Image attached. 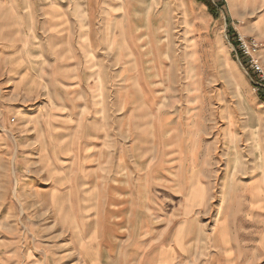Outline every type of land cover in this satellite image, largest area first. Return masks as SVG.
I'll return each instance as SVG.
<instances>
[{"label": "rangeland", "instance_id": "rangeland-1", "mask_svg": "<svg viewBox=\"0 0 264 264\" xmlns=\"http://www.w3.org/2000/svg\"><path fill=\"white\" fill-rule=\"evenodd\" d=\"M210 1L0 0V264H264V1Z\"/></svg>", "mask_w": 264, "mask_h": 264}, {"label": "built area", "instance_id": "built-area-1", "mask_svg": "<svg viewBox=\"0 0 264 264\" xmlns=\"http://www.w3.org/2000/svg\"><path fill=\"white\" fill-rule=\"evenodd\" d=\"M239 49L243 56L249 58V63L251 65L252 70L258 77V81L256 82V90L261 93V100L264 104V71L258 59H255L254 55L258 52V44L255 42H248L241 36L238 37ZM256 91V92H257Z\"/></svg>", "mask_w": 264, "mask_h": 264}, {"label": "trees", "instance_id": "trees-1", "mask_svg": "<svg viewBox=\"0 0 264 264\" xmlns=\"http://www.w3.org/2000/svg\"><path fill=\"white\" fill-rule=\"evenodd\" d=\"M197 1L200 2V3H204L207 6V8L209 9L210 13L212 15L216 16L215 6L210 0H197Z\"/></svg>", "mask_w": 264, "mask_h": 264}, {"label": "crops", "instance_id": "crops-1", "mask_svg": "<svg viewBox=\"0 0 264 264\" xmlns=\"http://www.w3.org/2000/svg\"><path fill=\"white\" fill-rule=\"evenodd\" d=\"M262 1H264V0H262ZM263 57H264V53H263Z\"/></svg>", "mask_w": 264, "mask_h": 264}, {"label": "bare ground", "instance_id": "bare-ground-1", "mask_svg": "<svg viewBox=\"0 0 264 264\" xmlns=\"http://www.w3.org/2000/svg\"><path fill=\"white\" fill-rule=\"evenodd\" d=\"M95 231H97V230H95Z\"/></svg>", "mask_w": 264, "mask_h": 264}]
</instances>
